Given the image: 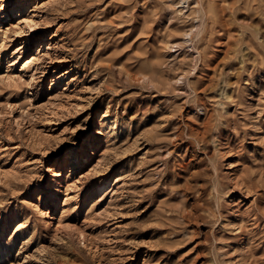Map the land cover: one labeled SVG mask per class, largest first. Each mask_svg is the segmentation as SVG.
I'll return each mask as SVG.
<instances>
[{
  "label": "rangeland",
  "instance_id": "1",
  "mask_svg": "<svg viewBox=\"0 0 264 264\" xmlns=\"http://www.w3.org/2000/svg\"><path fill=\"white\" fill-rule=\"evenodd\" d=\"M0 264H264V0H0Z\"/></svg>",
  "mask_w": 264,
  "mask_h": 264
},
{
  "label": "bare ground",
  "instance_id": "2",
  "mask_svg": "<svg viewBox=\"0 0 264 264\" xmlns=\"http://www.w3.org/2000/svg\"><path fill=\"white\" fill-rule=\"evenodd\" d=\"M178 2H179V1H178ZM22 9H23V7H22V8H21V7H20V8H17V9H16L17 14H21V13H22V11H21ZM5 25H6V24H5ZM7 28H9V27H7ZM3 32H4V30H3Z\"/></svg>",
  "mask_w": 264,
  "mask_h": 264
}]
</instances>
